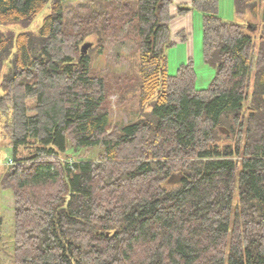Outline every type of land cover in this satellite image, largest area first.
<instances>
[{
    "label": "trees",
    "instance_id": "16d2710c",
    "mask_svg": "<svg viewBox=\"0 0 264 264\" xmlns=\"http://www.w3.org/2000/svg\"><path fill=\"white\" fill-rule=\"evenodd\" d=\"M69 1L115 9L71 33ZM172 1L0 0V124L13 155L0 183L14 194V264H264V0H234L242 22L224 20L219 0H192L215 70L204 89L192 59L167 71ZM117 17L139 38L140 110L107 132L108 86L80 45L94 33L100 52ZM95 147L96 159L78 154Z\"/></svg>",
    "mask_w": 264,
    "mask_h": 264
},
{
    "label": "rangeland",
    "instance_id": "374dc122",
    "mask_svg": "<svg viewBox=\"0 0 264 264\" xmlns=\"http://www.w3.org/2000/svg\"><path fill=\"white\" fill-rule=\"evenodd\" d=\"M180 7L188 8V10L179 12ZM114 9L113 3L69 1L65 4L64 11L65 30L71 33H81L87 28L88 17L94 16L99 11L100 13H110ZM48 13L49 7L37 15L28 29L36 31ZM170 14L172 18L169 23V40L172 44L166 50L167 71L173 75L181 64L192 59L197 74L196 88L204 89L214 77L215 70L203 59V13L192 6V0H173L170 6ZM219 15L227 21H243L242 16L235 12L234 0H219ZM247 19L251 32L257 35L259 17ZM115 23L114 28L108 29L103 34L100 52L97 51L100 45L99 38L94 33L85 35L86 37L84 36V41L80 45L81 49L85 42L92 44L87 50L91 54L92 73L103 76L108 86L107 107L111 124L107 132H112L115 128L134 121L140 110L138 99L139 38L137 31L133 23L121 24L119 18ZM2 29H11L16 33L24 30L20 25L4 26ZM248 103L249 101L245 105ZM99 151V148L95 147L88 151L82 149L78 154L85 159H96ZM29 153H31L29 149H20L18 157L23 158ZM67 153L70 154V151ZM78 154H75L76 157ZM12 157V149L8 139L2 134L0 124V182L7 165L12 164ZM235 197L237 198V191H235ZM0 264H14V194L11 188H2L1 183Z\"/></svg>",
    "mask_w": 264,
    "mask_h": 264
},
{
    "label": "water",
    "instance_id": "95a60500",
    "mask_svg": "<svg viewBox=\"0 0 264 264\" xmlns=\"http://www.w3.org/2000/svg\"><path fill=\"white\" fill-rule=\"evenodd\" d=\"M91 45L92 44L90 42L83 43L82 46H81V54H86L88 48L91 47ZM180 177H181V174L180 173L176 175V179H179ZM69 198H70V196L68 195L67 196V201H66L65 207H67V203L69 201Z\"/></svg>",
    "mask_w": 264,
    "mask_h": 264
},
{
    "label": "crops",
    "instance_id": "0c3cea01",
    "mask_svg": "<svg viewBox=\"0 0 264 264\" xmlns=\"http://www.w3.org/2000/svg\"><path fill=\"white\" fill-rule=\"evenodd\" d=\"M197 81V80H196Z\"/></svg>",
    "mask_w": 264,
    "mask_h": 264
}]
</instances>
